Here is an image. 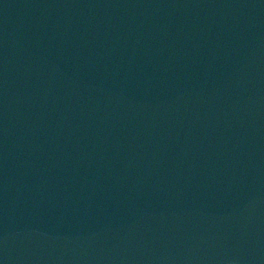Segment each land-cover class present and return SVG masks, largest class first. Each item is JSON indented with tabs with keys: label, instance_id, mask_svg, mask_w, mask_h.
<instances>
[{
	"label": "water",
	"instance_id": "water-1",
	"mask_svg": "<svg viewBox=\"0 0 264 264\" xmlns=\"http://www.w3.org/2000/svg\"><path fill=\"white\" fill-rule=\"evenodd\" d=\"M0 264H264V0H0Z\"/></svg>",
	"mask_w": 264,
	"mask_h": 264
}]
</instances>
